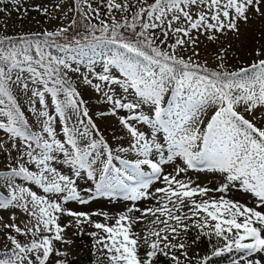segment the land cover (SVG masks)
I'll return each mask as SVG.
<instances>
[{
  "label": "snow or ice",
  "instance_id": "obj_1",
  "mask_svg": "<svg viewBox=\"0 0 264 264\" xmlns=\"http://www.w3.org/2000/svg\"><path fill=\"white\" fill-rule=\"evenodd\" d=\"M12 3L19 10L21 0ZM74 4L70 10L80 14L84 33L69 37V30L77 25L72 19L56 31L0 36V130L17 151L0 170V190L6 193L0 194V209H19L29 218L23 228L14 222L3 224L7 231L0 264H49L50 257L67 256L56 249V242L70 244L66 230L80 229L84 223L97 230L90 233L93 247L108 264H156L159 256L182 264L172 252L182 251L190 259L181 236L192 228L197 230L193 243L201 237L217 242L200 264H209L211 257L224 253L241 254L233 264H264V52L257 51L255 55L261 58L233 71L226 68L224 55L219 53L220 63L211 69L193 59L198 53L185 59L177 52L186 46L194 48L201 35L216 41L217 33L238 34L240 22L249 23L250 10L264 18V0H100L97 7L90 0H74ZM101 6L106 8L107 19L101 18ZM35 10L47 15L43 6ZM170 36L174 42L169 43ZM109 45L114 46L108 50L110 55L104 51ZM96 57L103 59L98 73L94 71ZM85 62L87 73L80 69ZM112 68L119 69L123 79L116 78ZM73 76L102 94L111 105V116H117V110L127 112L118 123L126 130L128 147L113 150L102 135L91 139L93 131L99 133L97 123L84 106ZM115 86L123 93L133 90V98L126 101L123 94L116 98ZM169 90L171 99L166 100ZM21 96L34 122L22 110ZM143 105L151 106L149 114H137ZM50 106L65 122L60 138ZM70 111L87 118L83 129L68 125ZM106 115L97 113L98 117ZM30 123L38 130L30 128ZM79 123L84 125V120ZM137 123L151 129L150 138L134 126ZM161 132L164 143L158 142ZM98 147L105 155L101 164L91 159ZM177 159L182 164H173ZM53 162L67 165L75 177L82 172L89 180L98 176L89 198ZM170 164L174 174H164L163 166ZM189 169L219 173L221 183L216 188L193 187L190 180L178 179ZM158 181L165 186L150 192ZM232 189L253 198V206L227 199ZM115 196L132 202L157 198L158 206L145 211L130 207L113 225L91 220V215L107 219L105 213L65 207L69 201L86 205L99 197ZM133 212L141 216L130 215ZM149 215L153 219L146 232H134L133 226ZM65 216L74 221L62 226Z\"/></svg>",
  "mask_w": 264,
  "mask_h": 264
},
{
  "label": "rangeland",
  "instance_id": "obj_2",
  "mask_svg": "<svg viewBox=\"0 0 264 264\" xmlns=\"http://www.w3.org/2000/svg\"><path fill=\"white\" fill-rule=\"evenodd\" d=\"M90 2L93 4V7H97L98 5H100V0H90ZM148 2L151 3L152 0H148ZM56 5H60L59 9H57ZM37 6L45 7L47 9V15H45L42 11L37 12L35 10ZM74 6V0H21L18 10L17 6L12 3V0H4V3L0 4V7L5 8V11L0 12V36H17L21 34H30L36 32L56 31L60 27H67L72 19H76V11L70 10L74 9ZM25 10L27 11V14H25ZM261 10L264 11V5H261ZM113 14L117 19L121 18V14L119 12H114ZM128 15L130 16V13ZM101 18L107 19L106 8L103 6H101ZM81 19H76L77 25L75 28L69 30V37L77 35L78 33H84L83 24L80 23ZM93 23L99 24V21L93 20ZM251 26H253L252 28L255 27L251 35V39L253 41L249 44L241 45V39L245 37L244 32ZM260 26H264V18L260 17L250 10L249 23L245 24L241 21L240 31L238 34L228 31H225L224 33H217L216 35L218 38L216 41H209L206 39L205 35H201L199 37L198 44L194 48L186 46L184 49H177V52L185 59H187L188 57H192L193 52H196L199 55L193 57V59L197 60V62L200 64H206V66L211 69H215L217 64L220 63V61L217 59V54L219 53L221 55H224L223 63L229 71L237 70L241 67H246L250 63L261 58L257 57L255 53L257 51L264 52V40H262V38L258 35L253 36L255 34H258L257 32H259V29L261 28ZM156 32L157 35L160 34L159 30H156ZM193 34L195 35V32ZM97 35H99V33H97ZM125 35H128V33H125ZM77 38H79V36ZM171 42H174V38L170 36L169 43ZM112 47L114 46H106L104 48L105 53L110 55V52L108 50ZM97 51H99V49H97ZM96 60L97 63L94 71L98 73L102 71L103 59L101 57H96ZM80 69L81 72H88L86 62L85 64L80 65ZM111 72L116 78L123 79L119 72V69L112 68ZM73 80L78 86V90H81V99L85 101L84 106L88 108L90 117H92L94 122L97 123L99 133L97 134L96 131H93L91 139L99 140L100 136L102 135L104 139L109 143V145L113 148V150L121 146L128 147V137L126 135V130H124L118 123L119 117H126L127 112L125 110H117V116H111V105L106 104L103 101L101 93H97L91 87L81 84L80 80L76 78V76H73ZM96 82L98 81L94 80V83ZM115 88L116 98H121V94H123L126 101L133 98V90L130 89L129 93H123V90L118 86H115ZM105 90H107V87H105ZM165 98L166 100L171 99L170 90L165 94ZM20 100L23 104L22 110L25 111L30 120L34 122L35 117L32 116L31 113L27 112V100H25L23 96L20 97ZM164 106H167L166 103ZM37 107L39 106L37 105ZM150 107V105H143L141 109H137V114H139L140 111H143L145 114H149L148 109ZM101 111L109 113V115L98 117L97 113ZM50 113L53 117H55L53 127L58 132L57 138H60L62 136V128L65 122L60 121L59 118L56 117L54 106H50ZM81 119L84 120V125H81L79 123ZM109 119L110 121H113V124L110 126V121L108 122ZM207 119L208 115L207 113H205V123L207 122ZM67 123L70 127L74 126L76 128L83 129L87 124V118L82 117L80 113L70 111L67 113ZM134 126L143 131L145 135L150 138L151 129L147 125L141 126L137 123L134 124ZM30 128H33V130H38V128L34 127V123H30ZM163 136L164 134L162 132L158 134V142L164 143ZM87 142V140L83 142L85 146L87 145ZM17 143H19L18 138ZM0 144H5V149H3V151L0 150V170H4L10 162V157H15L17 155V151L12 147V139L4 134L2 130H0ZM101 152L102 149L98 147L91 157V159L96 161L97 164H101L105 159V155H101ZM156 159H158V157H156ZM114 163L116 164V166H119L118 161H114ZM173 164H182V161L177 159L173 162ZM53 166L57 167V170L61 172V174L70 175L71 178L76 181L77 191L80 192L84 198H89V190H95V184L98 181V176L94 180H89L87 178V174L82 172L80 177H75L67 165L53 162ZM95 167L96 165L94 164V168ZM163 167L164 174H174L172 164L165 165ZM144 170L150 171V169H148L146 166ZM178 179H182L185 181L190 180L193 187H196L198 185L200 187L216 188L220 185L222 177L219 173H213L211 171H207L206 169L200 171L189 169L186 173H182L180 177H178ZM17 182L22 184V186L30 187L31 190L37 191L38 194H43L42 190L37 189L34 185L29 186L26 182L20 180H18ZM164 186L165 185L162 182L158 181L150 188L149 191L154 192L155 188ZM0 194L6 193L0 190ZM226 198L233 201H239L240 203L245 204L249 207L253 206V198L242 193H238L236 189H232L230 192H228L226 194ZM57 202L62 203V201ZM157 206V198L132 202L125 201L122 196H115L111 198L99 197L96 200H90V202L86 205H81L75 201H69L65 205L66 208H70L73 211L83 212L87 214L105 213L107 214V219H105L103 215H91V220L93 222L105 223L108 225H113L115 223V219L118 218L119 215L127 214L128 208L130 207L140 208L141 211H145L148 208H154ZM130 215L140 217L141 212H133ZM13 216H15V221L12 220ZM28 219L29 218L27 217V214L23 213L19 209H0V252L5 250L6 244L3 233L6 232L7 229H4L2 227L3 224L14 222L18 226L23 228L24 225L28 222ZM152 219L153 217H151L150 215L145 217L143 219V222L137 223L133 226V231L143 235L150 226V222ZM73 221L74 218L65 216L62 217L61 224L63 226L64 224ZM188 223L191 224V221H189ZM95 231L97 230L88 223L82 224L80 229H77L75 226L68 228L65 233V239L70 240L71 243L65 245L63 243L56 242V249L61 252H66L67 256L50 257L49 264H57V261H64L65 264H108L107 259L103 258L104 254L98 251L97 248L93 247L94 240L90 233ZM100 235H103V233H100ZM196 236L197 230L194 228H192L186 235L182 234L181 236V241L186 240L188 245V247L183 251H187L188 257L190 259H185V257L182 255V251L173 250L172 254L177 255L182 264H200L201 259L210 256L212 251V244L217 243L215 240L210 243L207 238L203 237H201L197 242L193 243V240ZM20 239L23 240L25 238L21 237ZM144 251L145 249L142 247L140 249L141 256H143ZM240 255L241 254L239 253H224L223 255L218 257H211L209 264H233L234 260L239 259ZM156 264H162L161 256L157 258Z\"/></svg>",
  "mask_w": 264,
  "mask_h": 264
},
{
  "label": "bare ground",
  "instance_id": "obj_3",
  "mask_svg": "<svg viewBox=\"0 0 264 264\" xmlns=\"http://www.w3.org/2000/svg\"><path fill=\"white\" fill-rule=\"evenodd\" d=\"M253 26H251V27H249L248 29H246V31L244 32V34H245V37H243L242 39H241V42H240V44L242 45V44H249V43H251L253 40L251 39V35H252V31L254 30V28H252ZM261 28L259 29V32H257L258 34H255V35H253V36H256V35H258L259 37H261L262 38V40H264V26H260ZM258 29V28H257ZM255 32V31H254ZM252 59V58H251ZM110 121V119L108 120V122ZM113 124V121L111 120L110 122H109V126L110 125H112ZM105 125V124H104ZM118 125V124H117ZM125 132V131H124ZM107 133H108V131H107ZM111 134V133H110ZM108 135H109V133H108ZM119 135V134H118ZM123 135V134H122ZM2 143V142H1ZM5 145V144H4ZM5 147V146H4ZM5 149V148H4ZM3 151V150H2ZM1 151V152H2Z\"/></svg>",
  "mask_w": 264,
  "mask_h": 264
},
{
  "label": "trees",
  "instance_id": "obj_4",
  "mask_svg": "<svg viewBox=\"0 0 264 264\" xmlns=\"http://www.w3.org/2000/svg\"><path fill=\"white\" fill-rule=\"evenodd\" d=\"M76 19H79V20L81 19L80 14L78 12H76ZM60 42H63V41L61 40ZM161 258H162V264H171V261L168 258L163 257V256H161Z\"/></svg>",
  "mask_w": 264,
  "mask_h": 264
}]
</instances>
